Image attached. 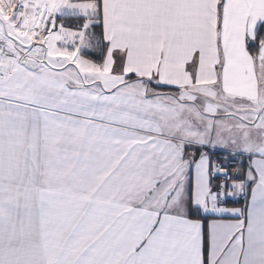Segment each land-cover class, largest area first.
I'll list each match as a JSON object with an SVG mask.
<instances>
[{
  "label": "snow or ice",
  "instance_id": "snow-or-ice-1",
  "mask_svg": "<svg viewBox=\"0 0 264 264\" xmlns=\"http://www.w3.org/2000/svg\"><path fill=\"white\" fill-rule=\"evenodd\" d=\"M0 264H264V0H0Z\"/></svg>",
  "mask_w": 264,
  "mask_h": 264
},
{
  "label": "crops",
  "instance_id": "crops-1",
  "mask_svg": "<svg viewBox=\"0 0 264 264\" xmlns=\"http://www.w3.org/2000/svg\"><path fill=\"white\" fill-rule=\"evenodd\" d=\"M234 166L235 165H232V167H234ZM229 170L231 171V168ZM215 183H219V181H216ZM244 202H245L244 197H240L238 204H234V205H230V206H234V207H244Z\"/></svg>",
  "mask_w": 264,
  "mask_h": 264
},
{
  "label": "built area",
  "instance_id": "built-area-1",
  "mask_svg": "<svg viewBox=\"0 0 264 264\" xmlns=\"http://www.w3.org/2000/svg\"><path fill=\"white\" fill-rule=\"evenodd\" d=\"M214 159H217L216 157H213Z\"/></svg>",
  "mask_w": 264,
  "mask_h": 264
},
{
  "label": "trees",
  "instance_id": "trees-1",
  "mask_svg": "<svg viewBox=\"0 0 264 264\" xmlns=\"http://www.w3.org/2000/svg\"><path fill=\"white\" fill-rule=\"evenodd\" d=\"M220 159L222 160L223 158H222V157H220Z\"/></svg>",
  "mask_w": 264,
  "mask_h": 264
},
{
  "label": "rangeland",
  "instance_id": "rangeland-1",
  "mask_svg": "<svg viewBox=\"0 0 264 264\" xmlns=\"http://www.w3.org/2000/svg\"><path fill=\"white\" fill-rule=\"evenodd\" d=\"M97 31H99V29H97Z\"/></svg>",
  "mask_w": 264,
  "mask_h": 264
}]
</instances>
